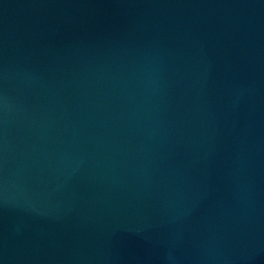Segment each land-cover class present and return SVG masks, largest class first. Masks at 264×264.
<instances>
[{"label":"water","instance_id":"water-1","mask_svg":"<svg viewBox=\"0 0 264 264\" xmlns=\"http://www.w3.org/2000/svg\"><path fill=\"white\" fill-rule=\"evenodd\" d=\"M0 264H264V0H0Z\"/></svg>","mask_w":264,"mask_h":264}]
</instances>
